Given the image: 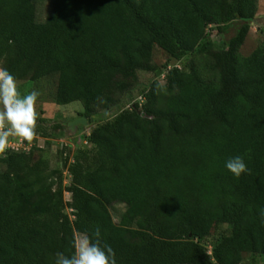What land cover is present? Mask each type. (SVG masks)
Instances as JSON below:
<instances>
[{
	"label": "trees",
	"instance_id": "obj_1",
	"mask_svg": "<svg viewBox=\"0 0 264 264\" xmlns=\"http://www.w3.org/2000/svg\"><path fill=\"white\" fill-rule=\"evenodd\" d=\"M36 1L0 0V67L17 82L56 77L55 104H81L96 127L68 188L41 148L0 155V264H55L97 227L117 264L264 258V48L242 54L261 24L258 0H53L42 23ZM140 72L165 73L166 85L154 80L124 109ZM104 112L115 114L97 123ZM38 121L35 136L47 140ZM235 156L250 174L226 168ZM115 204L126 207L119 224Z\"/></svg>",
	"mask_w": 264,
	"mask_h": 264
},
{
	"label": "rangeland",
	"instance_id": "obj_2",
	"mask_svg": "<svg viewBox=\"0 0 264 264\" xmlns=\"http://www.w3.org/2000/svg\"><path fill=\"white\" fill-rule=\"evenodd\" d=\"M36 6L37 20L42 23L52 14L53 0H37ZM258 16L261 18V24L252 27L242 48V54L245 56L250 55L259 47L264 48V0H258ZM209 33L212 35L216 46L220 47L223 42L221 37L215 35L216 28H210ZM167 58L165 52L159 48L155 49L153 62L156 66L162 67L167 62ZM191 63L192 60H186L181 63L173 62L171 67L177 65L181 69H186V66L191 65ZM154 80H157L161 85L165 86V73L162 74L159 79H155L153 73L140 72L138 90L133 94L132 103L126 102L123 106L124 109L129 108L135 101H140L141 91L146 89ZM57 83L56 77H50L36 84L18 82V85L22 94H27V92L33 89L40 92V96L36 103V110L39 113L38 120L44 121L43 127H45L50 134L47 140L41 136H35L31 142L24 140L28 145L26 147L31 150L34 146L43 149L45 151L43 155L50 161V167L55 178L61 177L63 180V187L68 188L71 184L69 166L74 163L75 156L79 150L91 148L87 138L96 127V123L84 127L78 126L74 130L70 129V124L72 122L82 118L80 114L84 112V109L79 103H74L65 107L56 105L54 98L57 92ZM114 114L115 112L101 113L97 123L110 120ZM38 122L39 121H37V123ZM20 139L22 138H13L11 140L19 142ZM63 147L67 148L66 153L61 154ZM39 156H41V154L35 151L33 160H37ZM64 197L66 202L71 201V194L66 192ZM125 210L126 207L124 205L115 204L111 206V213L116 224L120 223L121 216ZM67 213L73 219L72 210L67 209ZM227 231L228 227L226 226L214 231L212 237L208 239L206 243L210 252L219 236L223 233H227ZM243 264H264V258L246 256Z\"/></svg>",
	"mask_w": 264,
	"mask_h": 264
},
{
	"label": "clouds",
	"instance_id": "obj_3",
	"mask_svg": "<svg viewBox=\"0 0 264 264\" xmlns=\"http://www.w3.org/2000/svg\"><path fill=\"white\" fill-rule=\"evenodd\" d=\"M39 96L40 92L35 89L22 94L15 76L0 67V155L6 154L13 138L29 142L34 139L39 117L36 110ZM225 166L237 178L245 173L250 174L240 156L230 158ZM73 248L70 256L58 253L55 264H117L113 248L102 243L99 227L91 236L87 233L76 234Z\"/></svg>",
	"mask_w": 264,
	"mask_h": 264
},
{
	"label": "built area",
	"instance_id": "obj_4",
	"mask_svg": "<svg viewBox=\"0 0 264 264\" xmlns=\"http://www.w3.org/2000/svg\"><path fill=\"white\" fill-rule=\"evenodd\" d=\"M26 146H28L23 139H20L19 142L17 141H10V146L6 152V154L11 152H18V153H29L31 149H28Z\"/></svg>",
	"mask_w": 264,
	"mask_h": 264
},
{
	"label": "water",
	"instance_id": "obj_5",
	"mask_svg": "<svg viewBox=\"0 0 264 264\" xmlns=\"http://www.w3.org/2000/svg\"><path fill=\"white\" fill-rule=\"evenodd\" d=\"M90 124H92V120H88L86 118H79L70 124V129L74 130L78 126H88Z\"/></svg>",
	"mask_w": 264,
	"mask_h": 264
}]
</instances>
